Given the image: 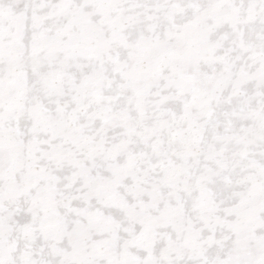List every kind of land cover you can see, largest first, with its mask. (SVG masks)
<instances>
[{"label": "snow or ice", "instance_id": "obj_1", "mask_svg": "<svg viewBox=\"0 0 264 264\" xmlns=\"http://www.w3.org/2000/svg\"><path fill=\"white\" fill-rule=\"evenodd\" d=\"M0 264H264V0H0Z\"/></svg>", "mask_w": 264, "mask_h": 264}]
</instances>
